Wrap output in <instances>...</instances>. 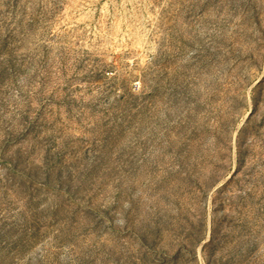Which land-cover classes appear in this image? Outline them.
<instances>
[{
	"label": "rangeland",
	"instance_id": "rangeland-1",
	"mask_svg": "<svg viewBox=\"0 0 264 264\" xmlns=\"http://www.w3.org/2000/svg\"><path fill=\"white\" fill-rule=\"evenodd\" d=\"M0 264H264V0H0Z\"/></svg>",
	"mask_w": 264,
	"mask_h": 264
}]
</instances>
